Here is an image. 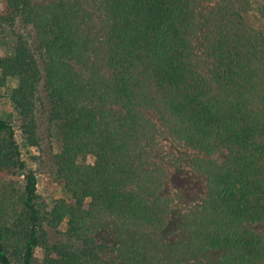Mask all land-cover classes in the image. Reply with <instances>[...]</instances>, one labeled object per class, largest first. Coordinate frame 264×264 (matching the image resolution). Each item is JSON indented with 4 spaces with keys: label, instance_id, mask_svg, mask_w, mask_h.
<instances>
[{
    "label": "trees",
    "instance_id": "trees-1",
    "mask_svg": "<svg viewBox=\"0 0 264 264\" xmlns=\"http://www.w3.org/2000/svg\"><path fill=\"white\" fill-rule=\"evenodd\" d=\"M262 23L264 0H0L18 128L35 148L61 123L53 160L67 195L51 209L41 199L0 110V264H35L38 248L40 264H167L177 246L158 239L171 199L156 122L199 153L206 178L184 255L264 264ZM108 219L128 233L114 251L98 237Z\"/></svg>",
    "mask_w": 264,
    "mask_h": 264
},
{
    "label": "rangeland",
    "instance_id": "rangeland-1",
    "mask_svg": "<svg viewBox=\"0 0 264 264\" xmlns=\"http://www.w3.org/2000/svg\"><path fill=\"white\" fill-rule=\"evenodd\" d=\"M210 8L207 5L202 7V21L210 12ZM262 24L264 26V23ZM199 40L201 42L200 38ZM14 45L15 40L10 35L8 27L2 26L0 30V59L12 54ZM17 84L18 80L15 77L4 80L0 69L1 115L15 126L16 137L20 142L23 157L36 173L40 197L51 209L56 199L67 198L63 182L58 177L53 160L54 155L61 149V123H54L51 128H44L41 131V142L38 147L30 148L24 145L23 135L18 128V114L9 97L11 89ZM153 118L156 121L154 116ZM156 124L161 128V131L156 135L152 144V157L167 173L165 194L171 199L168 224L158 235V239L169 245L176 244L177 246L174 249L175 256L166 262L167 264H212L218 259L220 253L198 250L194 254L191 252L184 255L186 240L196 224L195 217L198 214L196 210L208 192L205 176L194 168V162L199 153L178 141L161 123L156 122ZM85 161L93 163L94 158L88 156ZM65 228V224H63L60 229L65 230ZM120 234L128 235L116 219H108L99 231L98 237L100 241L108 245L109 250L114 251L122 236ZM42 256L43 250L38 248L35 264H40Z\"/></svg>",
    "mask_w": 264,
    "mask_h": 264
}]
</instances>
